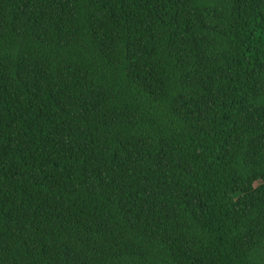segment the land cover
<instances>
[{"label": "trees", "instance_id": "16d2710c", "mask_svg": "<svg viewBox=\"0 0 264 264\" xmlns=\"http://www.w3.org/2000/svg\"><path fill=\"white\" fill-rule=\"evenodd\" d=\"M0 264H264V0H0Z\"/></svg>", "mask_w": 264, "mask_h": 264}]
</instances>
